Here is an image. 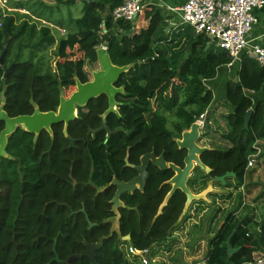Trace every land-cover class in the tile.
<instances>
[{"label": "trees", "instance_id": "1", "mask_svg": "<svg viewBox=\"0 0 264 264\" xmlns=\"http://www.w3.org/2000/svg\"><path fill=\"white\" fill-rule=\"evenodd\" d=\"M31 1L8 0L7 4L24 9ZM76 1L56 0L61 5ZM124 2H81V16L63 28L65 36L59 39L48 27L52 22L48 17L45 26L27 15L5 11L8 16L0 26V57L6 49L0 64V97L3 94L4 111L10 118L32 115L35 108L55 112L61 92L68 98L76 79L88 82L85 70L96 65L95 52L101 44L114 66L130 69L115 85L124 89L115 98L118 113L109 114L105 121L102 115L108 102L106 96H100L77 108L67 137L63 124L52 127V137L43 131L34 140L33 134L21 129L8 137L9 158L0 160V264H131L120 246L150 250L166 243L178 224L186 201L180 191L154 220L170 190L164 183L173 172L151 166L144 191L121 196L124 207L119 209V231L111 233V200L116 188L110 182L114 177L124 182L135 177L136 172L126 166V156L129 164L138 166L140 157L153 149L157 156L164 153L167 163L183 168L186 151L178 150L175 139L212 104L213 96L202 82L214 79L217 69L232 59L214 46L205 50L208 38L192 29L185 51L170 52L167 45L172 42L165 37L164 18L151 8L143 10L134 26L118 24L124 35L110 33L100 38L102 26L106 32L114 29L112 12ZM45 45H54L53 66L49 57L37 58L33 52ZM11 64L13 72L4 78V68ZM263 88L264 69L242 56L238 79L226 85L225 105L230 113L222 117L228 129L223 137L229 147L202 154V163L212 171L209 175L199 168L193 171L188 181L193 194L226 174L234 175L239 185L245 182L253 145L264 140V101L255 102L251 93ZM103 123L107 130H99ZM3 128L0 122V132ZM208 128L202 136L209 135ZM68 138L80 141L70 149ZM231 179L217 184L228 187ZM236 199L234 212L239 207L241 214L224 216V225L210 238L206 264H243L264 255V216L242 205L241 193ZM195 203L200 207L201 202ZM127 236L129 241H124ZM93 244L97 245L94 263L86 257L71 260Z\"/></svg>", "mask_w": 264, "mask_h": 264}, {"label": "crops", "instance_id": "2", "mask_svg": "<svg viewBox=\"0 0 264 264\" xmlns=\"http://www.w3.org/2000/svg\"><path fill=\"white\" fill-rule=\"evenodd\" d=\"M80 1L84 2L77 0L75 3H79ZM33 2L38 3L39 7L34 9L35 7L31 4ZM185 2L186 0H144V9L151 8L159 12L164 18L163 24L166 26L164 34L167 42H172L167 45L170 52L180 49L185 51L187 38L191 35L190 31L192 28L183 22L179 12V8ZM55 3L56 1L54 0H32L28 4V8H16L17 10H14L17 13L23 10L26 15L30 11H35L37 14L44 16V9L54 8ZM37 10H41V12ZM253 15L257 22L248 37V46L240 58L228 65L219 67L214 79L202 82L206 91L210 92L213 96L208 116L210 141L218 145H225L226 148L229 147V144L224 139V135L228 129L226 121L224 119L221 120L220 117L224 115L222 113H226L225 115L230 113L229 107L225 105L226 85L229 81H236L238 79L242 56L245 55L254 59L252 54L255 48L264 50V7L254 10ZM30 18L41 21L33 18V15ZM208 42L205 50H208L210 46H214L213 42L211 43L209 40ZM183 57H186V52H184ZM251 98L255 102L264 101V88L257 94L251 93ZM215 105H218L216 109H214ZM202 134H204V131ZM259 145L262 149L261 156L256 166L248 170L245 182L239 185L234 179H231L227 181L228 187L214 184L213 190L218 195H208V203L201 202L200 207H197V203L191 204L185 217L173 229L168 241L150 250L148 264H206L210 238L224 225V216L235 211L234 209L238 204L236 199V194L238 193L242 195V205L251 207L259 216H264V196H262L264 188L261 186V183H264V140L260 141ZM239 210L240 208L238 207L237 211L234 212L235 214H233L234 217L240 216L241 210ZM132 263L141 264L140 259L134 260Z\"/></svg>", "mask_w": 264, "mask_h": 264}, {"label": "water", "instance_id": "3", "mask_svg": "<svg viewBox=\"0 0 264 264\" xmlns=\"http://www.w3.org/2000/svg\"><path fill=\"white\" fill-rule=\"evenodd\" d=\"M84 2H89L90 0H82ZM6 53V49L0 57V64L3 65V59ZM96 54V64L99 69L91 72V80L86 83H80L78 79L75 80V90L71 95L66 98L64 92H61L59 98V106L55 112H40L38 108H35L32 115L18 116L10 118L4 111L5 101L3 94L0 97V122L4 124L3 130L0 132V160L2 158L8 159L6 153V147L8 143V137H10L17 129H21L26 133L34 135V140H36L39 135L46 131L50 137L53 136L52 127L58 124H63L64 136L67 137V130L69 124L76 120L77 118V108H83L88 105V103L100 96H106L108 102V108L103 113L102 119L105 121L109 114H117L118 103L115 98L118 94H124V89L122 87L117 88L115 85L119 82L121 76L129 71L130 66L118 67L114 66L110 60L107 49L98 48L95 52ZM14 65H10L8 68H4V78H6L8 73H12ZM252 111H248L245 120L248 122L250 120ZM99 130H107L106 124L103 123ZM202 130L200 129L197 122H194L188 130L181 133L180 139H175V144L180 151H186V156L183 160L184 166L180 168L173 163H167L164 157V153L156 156L154 151L145 154L140 157V164L138 166H131L128 163V155L125 158L126 166L132 168L136 172V177L128 182L118 181L115 177L110 182V185L116 188V191L111 200L112 213H114L115 218H117L116 226L111 228L112 232L119 231V219L120 214L117 209L123 208L124 204L120 200L121 196L124 194H133L135 191L143 192L146 182L148 180V168L150 165L154 168L159 169L162 172L172 171L173 176L166 181L164 184L170 186L169 192L164 197L161 205L158 208L157 214L154 218L157 219L163 212L164 208L168 205L170 199L173 195L180 191L185 195L186 201L184 204L183 211L179 217L178 224L185 217L187 211L189 210L192 203L195 202H207L208 195L216 194L213 190L214 184L221 183L225 184L226 179L233 178L234 175L226 174L223 177L212 179L208 182L207 187L201 193L195 195L188 188V181L192 176L193 171L196 168L201 169L206 175L211 173V169L205 166L201 161V156L205 152L211 151L212 149L199 145V141L202 137ZM80 140H73L68 138L69 148H74L75 144ZM69 178L72 180V186L76 185V182L72 179L71 174ZM264 188V183H261ZM111 220L109 222L111 223ZM88 222V219H86ZM89 226L92 224L88 222ZM177 224V225H178ZM130 237L127 236L123 238L124 241H129ZM229 240L227 241V249L229 255L234 252L231 250L229 245ZM97 249V245H87L86 251L74 259H82L83 257L89 258L94 263V252Z\"/></svg>", "mask_w": 264, "mask_h": 264}, {"label": "built area", "instance_id": "4", "mask_svg": "<svg viewBox=\"0 0 264 264\" xmlns=\"http://www.w3.org/2000/svg\"><path fill=\"white\" fill-rule=\"evenodd\" d=\"M7 1L0 0L2 19L5 18V11H8ZM263 7L264 0H186L183 6L179 8V12L183 22L189 25L195 34H204L217 49L227 53L232 61H236L246 50L248 37L257 22L253 11ZM144 8V0H125L122 6L112 12L114 29L106 32L102 26L98 33L99 37L107 36L110 33L124 35L125 32L118 24L133 26L143 13ZM62 33H64L63 30ZM98 48L106 49V46L101 44ZM252 55L257 64L264 69V50L255 48ZM209 114L210 110L208 109L195 121L202 131L210 126ZM253 150L254 153L248 158L247 172L256 166L261 156L262 149L259 142L253 145ZM150 250L137 251L126 246L125 255L131 262L140 259L141 264H148ZM243 264H264V255L255 261Z\"/></svg>", "mask_w": 264, "mask_h": 264}, {"label": "rangeland", "instance_id": "5", "mask_svg": "<svg viewBox=\"0 0 264 264\" xmlns=\"http://www.w3.org/2000/svg\"><path fill=\"white\" fill-rule=\"evenodd\" d=\"M54 1H56V0H54ZM61 1H66V0H61ZM31 4H32V6L35 7L34 9L39 7L38 3L33 2ZM7 9H8V11L6 10V12H8V13L16 12L13 9V4H11V5L7 4ZM81 9H82V4L80 2L79 3H74L72 5H61V4L56 2L54 8H52V9H44V11H43L44 14H45L44 16H41V15L37 14L35 11H30L29 14L27 15V17H28V19H31V21L38 22L39 24H41V23L44 24L45 23V21H44L45 17H48L52 21L51 22L52 25L50 24V26H48V27L53 32L54 37L56 39H59V38L65 36V34L61 33V31L65 29V26L68 27L70 25L71 21H73V20H75V19H77L78 17L81 16V14H82ZM37 11L41 12V10H37ZM8 13H4L5 18L8 16ZM18 14L26 15L25 11H23V10L19 11ZM31 15H33V18L39 19L41 21L33 20L32 18H30ZM39 16H40V18H39ZM2 21H3V19L0 20V26H1V22ZM44 25L47 26L46 24H44ZM53 51H54V45H51V46L50 45L49 46L45 45V47H43L39 51H33V52L36 54L37 58L39 57V55H42L45 58L49 57L51 59V63H52V66H53V62H55V59H54L53 54H52ZM28 53H29V51L25 50V54H28ZM98 69H99V67H98L97 64L87 67V69L85 71H86V74H87V77H88V81L91 80V72L92 71H96ZM72 90H75V89H72ZM70 92H69V94H70ZM66 94H67V92H66ZM69 94H67V95H69ZM64 95H65V92H64ZM217 107H218V105H215L214 109H216ZM222 114L225 115L226 113H222ZM222 116L223 115L220 116L221 120H223ZM169 118L173 119L172 116H168V119ZM167 126L170 128L169 125H167ZM199 144H201L202 146H208V148H210L212 150H224V149H226L225 145H222V144L218 145L217 143H214L213 141H210L209 135L202 136V139H200ZM116 223H117V218H115V217L112 218L111 224L113 225V227L116 226ZM120 250L125 253L126 252V244L123 245V246H120Z\"/></svg>", "mask_w": 264, "mask_h": 264}, {"label": "flooded vegetation", "instance_id": "6", "mask_svg": "<svg viewBox=\"0 0 264 264\" xmlns=\"http://www.w3.org/2000/svg\"><path fill=\"white\" fill-rule=\"evenodd\" d=\"M11 65H13V64H11ZM199 145L202 146L201 144H199ZM202 147H204V146H202ZM152 151H154V149H153ZM152 151H151V152H152ZM154 152H155V151H154ZM149 153H150V152H149ZM156 156H157V155H156ZM139 164H140V159H139ZM130 165H131V164H130ZM131 166H133V165H131ZM150 167H151V165H150ZM150 167H149V168H150ZM149 168H148V169H149ZM136 175H137V174H136ZM135 177H136V176H135ZM135 177H133V178H135ZM133 178H132V179H133ZM132 179H130V180H132ZM130 180H129V181H130ZM127 182H128V181H127ZM115 191H116V190H115ZM111 205H112V204H111ZM111 209H112V207H111ZM117 210H118V212H119V209H117ZM111 212H112V211H111ZM113 215H114V213H113ZM114 217H115V215H114ZM114 217H112V218H114Z\"/></svg>", "mask_w": 264, "mask_h": 264}, {"label": "clouds", "instance_id": "7", "mask_svg": "<svg viewBox=\"0 0 264 264\" xmlns=\"http://www.w3.org/2000/svg\"><path fill=\"white\" fill-rule=\"evenodd\" d=\"M15 11V10H14ZM64 31V30H63ZM61 33H62V31H61ZM65 33V32H64Z\"/></svg>", "mask_w": 264, "mask_h": 264}]
</instances>
